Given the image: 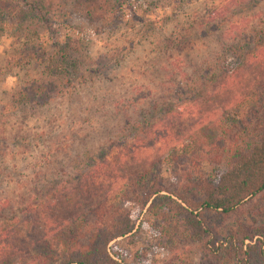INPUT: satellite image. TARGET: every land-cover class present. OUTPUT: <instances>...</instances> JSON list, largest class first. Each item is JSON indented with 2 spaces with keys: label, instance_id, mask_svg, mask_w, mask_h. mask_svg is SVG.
I'll list each match as a JSON object with an SVG mask.
<instances>
[{
  "label": "trees",
  "instance_id": "16d2710c",
  "mask_svg": "<svg viewBox=\"0 0 264 264\" xmlns=\"http://www.w3.org/2000/svg\"><path fill=\"white\" fill-rule=\"evenodd\" d=\"M161 1L0 0V37L29 43L45 34L52 52L41 63L45 76L23 88L17 103L47 104L81 74L85 42L61 33L74 15L96 36L109 35ZM261 6L264 0H216L201 22L164 38L183 83L173 81L127 116L113 139L77 157L3 218L0 264H123L119 244L144 224L164 249L198 243L202 264H264V224L228 221L264 194ZM197 25L220 32L218 52L197 73L209 108L199 106L202 87L180 66Z\"/></svg>",
  "mask_w": 264,
  "mask_h": 264
},
{
  "label": "rangeland",
  "instance_id": "374dc122",
  "mask_svg": "<svg viewBox=\"0 0 264 264\" xmlns=\"http://www.w3.org/2000/svg\"><path fill=\"white\" fill-rule=\"evenodd\" d=\"M171 1L138 11L109 35L96 36L89 21L74 15L61 33L85 42V67L72 87L44 105L17 102L23 88L45 76L41 63L52 53L46 35L29 43L7 33L0 37V221L57 173L69 171L77 157L113 139L127 116L170 91L173 81L183 83L171 63L175 56L162 49L161 41L180 25L201 22L216 0ZM192 34L194 46L180 56V66L196 80L218 52L220 32L209 34L197 25ZM33 53L37 57L30 59ZM204 88L198 89L200 107L207 103ZM228 221L264 224V194L245 202ZM119 246L123 264H202L198 243L164 249L146 224Z\"/></svg>",
  "mask_w": 264,
  "mask_h": 264
}]
</instances>
